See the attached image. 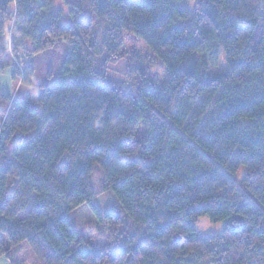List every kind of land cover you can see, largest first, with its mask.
<instances>
[{"label": "trees", "instance_id": "trees-1", "mask_svg": "<svg viewBox=\"0 0 264 264\" xmlns=\"http://www.w3.org/2000/svg\"><path fill=\"white\" fill-rule=\"evenodd\" d=\"M181 2L0 0V73L13 67L31 86L32 68L16 60L69 44L41 96L13 103L0 93V258L25 264L28 244L40 264H264L260 0H195L192 13ZM124 34L146 44L165 82L130 59L131 89L106 84ZM221 56L225 72L211 75ZM93 165L100 191L116 199L105 217L93 204ZM69 215L91 224L103 249ZM202 217L223 223L222 234L200 236Z\"/></svg>", "mask_w": 264, "mask_h": 264}, {"label": "rangeland", "instance_id": "rangeland-1", "mask_svg": "<svg viewBox=\"0 0 264 264\" xmlns=\"http://www.w3.org/2000/svg\"><path fill=\"white\" fill-rule=\"evenodd\" d=\"M107 3V0H103ZM179 8L189 11L192 13L195 9V0H182V2L177 5ZM55 7L57 9H62L63 14L67 9L65 7L60 6V4H56ZM259 10L261 14L264 15V0H260ZM107 27L105 23L98 22L95 29V38L97 42H101L104 37L105 31ZM124 46L121 50L123 54V58L115 63L108 64L107 68V77L106 84L114 85V84H123L125 87L130 88L129 84L126 83V70L129 68L131 62L135 61V67L141 71L144 75L148 77H152V79H157L161 82H165L168 78L167 73L165 72L164 67L157 62L156 64L151 61V51L146 46V44L135 36L130 34L123 35ZM69 44L65 39H58L53 44H49L48 48L43 52H40L36 55H31L28 58H24L22 60H16L19 68H23L25 66H29L33 70L32 76V85L26 86L21 83L19 77L15 79L12 77L13 67H7L0 73V93L2 96L9 98L14 94L13 100L17 95V99L23 98V91H30V98H36L43 94V87L51 86L58 76L63 63L65 61L66 55L68 53ZM105 59V56H100L97 59V63L95 66V70L100 72L102 69V63ZM4 61H8V58H5ZM15 63V62H14ZM226 66L224 62L223 56L220 57V61L217 67L210 70L211 75H216L225 72ZM131 89V88H130ZM22 102V101H19ZM142 129H139V136L142 134ZM22 137L20 133L16 134L14 140H19ZM13 140V141H14ZM13 143V142H12ZM134 156H122V159L125 161H129L134 159ZM66 160V156H64L61 160V163H64ZM93 168L96 172L91 177V182L93 186L96 188L97 195L93 199V204L98 210L101 217H105L109 212L112 211V208L116 204V199L112 192H102L99 188V183L102 180V171L98 165H93ZM246 173V169L241 167L236 176L235 180L239 183ZM10 190L8 191L9 194ZM25 212L21 213L19 217H23ZM73 228L81 233L86 241L92 243L95 247L103 249V246L107 243V240L100 239L95 228L91 224H84L74 215L68 216ZM241 224H244V219L241 217H237ZM196 232L202 236H213L220 235L224 230L223 223H213L210 221L208 217H202L198 219L196 224L194 225ZM21 259L26 261L25 264H40L39 261L35 258L31 248L28 244H24L22 253L20 255Z\"/></svg>", "mask_w": 264, "mask_h": 264}, {"label": "crops", "instance_id": "crops-1", "mask_svg": "<svg viewBox=\"0 0 264 264\" xmlns=\"http://www.w3.org/2000/svg\"><path fill=\"white\" fill-rule=\"evenodd\" d=\"M13 93L10 96V100L13 103H16V102H19V101H25V100H28V99H32V98H30V97H32L30 91H23L22 94H21L23 98H19V100H16L17 99V95L15 96V98L13 100V97H14ZM0 264H9V263H8V261L5 258L2 257V258H0Z\"/></svg>", "mask_w": 264, "mask_h": 264}]
</instances>
